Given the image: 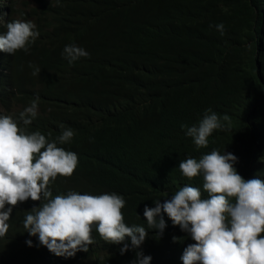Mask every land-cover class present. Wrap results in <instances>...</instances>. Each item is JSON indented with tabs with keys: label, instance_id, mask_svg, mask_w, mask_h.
Here are the masks:
<instances>
[{
	"label": "trees",
	"instance_id": "obj_1",
	"mask_svg": "<svg viewBox=\"0 0 264 264\" xmlns=\"http://www.w3.org/2000/svg\"><path fill=\"white\" fill-rule=\"evenodd\" d=\"M0 16V35L13 20L39 32L27 53L0 51V116L50 141L65 128L74 132L57 146L76 153L78 165L52 182L53 196L116 193L125 200L124 222L147 227L145 206L180 187H198L208 198L201 177L180 173L188 157L232 153L239 175L264 180V0H0ZM69 44L89 55L69 64L61 55ZM37 96V115L24 126L20 113ZM209 108L231 123L197 150L181 125L197 124ZM39 205L29 198L13 208L0 264H133L136 250L121 255L123 244L105 242L95 229L88 252L54 255L23 227ZM164 220L160 238L146 228L140 250L150 264H182L194 241Z\"/></svg>",
	"mask_w": 264,
	"mask_h": 264
},
{
	"label": "clouds",
	"instance_id": "obj_2",
	"mask_svg": "<svg viewBox=\"0 0 264 264\" xmlns=\"http://www.w3.org/2000/svg\"><path fill=\"white\" fill-rule=\"evenodd\" d=\"M0 16V20H2ZM212 27V25H210ZM0 35V51L14 55L18 50L29 51V45L39 36L30 21L13 20ZM220 35L225 34L223 23L216 24ZM69 64L89 53L74 44L66 45L61 53ZM35 68L33 75L40 73ZM37 96L20 113L24 126L37 115ZM223 121V122H222ZM230 117L222 118L206 109L199 122L186 129L197 150L206 148L214 130L223 129ZM71 128H65L54 140L40 131L28 132L9 116H0V238L9 229L7 223L13 208L29 200L40 201L38 207L26 212L24 230L38 237L39 244L58 257H74L78 251L88 252L94 243L93 229L109 244L120 245V254L136 250L133 264H150L152 257L144 255L141 245L155 229L160 238L166 228L164 214L173 226L187 233L194 243L184 248L182 264H264V180H245L234 165L237 157L213 149L199 159L188 157L179 163L182 177L202 178L203 191L191 185L180 187L171 198L155 199V207L144 208L146 225H127L121 209L123 196L116 193L101 195L67 194L53 196L50 185L58 176L71 177L78 165L76 153L57 145L70 143ZM7 205V207H6ZM129 242H125V238ZM174 243L182 238L173 236ZM32 246V241L26 242Z\"/></svg>",
	"mask_w": 264,
	"mask_h": 264
},
{
	"label": "rangeland",
	"instance_id": "obj_3",
	"mask_svg": "<svg viewBox=\"0 0 264 264\" xmlns=\"http://www.w3.org/2000/svg\"><path fill=\"white\" fill-rule=\"evenodd\" d=\"M30 2V1H29Z\"/></svg>",
	"mask_w": 264,
	"mask_h": 264
}]
</instances>
